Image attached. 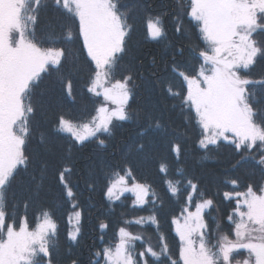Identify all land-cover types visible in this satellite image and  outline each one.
<instances>
[{
  "label": "snow or ice",
  "instance_id": "obj_1",
  "mask_svg": "<svg viewBox=\"0 0 264 264\" xmlns=\"http://www.w3.org/2000/svg\"><path fill=\"white\" fill-rule=\"evenodd\" d=\"M177 7L174 47L147 0H0V264H55L60 225L39 200L50 173L69 208L66 239L79 245L84 210L71 179L75 153L91 144L107 148L118 128L138 119L130 103L144 77L142 53L131 46L138 30L146 45L170 53L159 63L152 56L150 76L181 124L166 126L163 113L150 112L135 148L114 164L88 168L84 183L93 194L100 186L108 212L123 206L133 213L121 216L111 243L104 240L110 222L99 221L104 246L91 264H264V184L225 176L209 197L178 163L192 141L205 158L228 147L239 157L233 168L254 160L264 174V72L256 75L264 65V0H177ZM49 14L56 29L41 27ZM81 83L91 105L83 110ZM56 90L63 103L49 106L47 118L44 99ZM41 116L46 128L36 143ZM150 129L163 133L158 144L144 139ZM54 141H63L67 153H52ZM37 166L41 181L22 200L21 214L7 194L24 185L23 177L35 181ZM216 197L230 212L212 229ZM166 199L173 205L167 212ZM149 230L155 245L145 238Z\"/></svg>",
  "mask_w": 264,
  "mask_h": 264
},
{
  "label": "trees",
  "instance_id": "obj_2",
  "mask_svg": "<svg viewBox=\"0 0 264 264\" xmlns=\"http://www.w3.org/2000/svg\"><path fill=\"white\" fill-rule=\"evenodd\" d=\"M129 5L135 2V0H127ZM150 4V9L153 14L161 15L165 26L168 30L169 40L173 46H178L180 41L177 37L174 27L176 20L174 16L179 11L177 7V0H147ZM186 2V0H185ZM182 16L183 13L181 12ZM45 24H50L52 29H56L57 23L54 18H51V14L46 18L41 27ZM187 28V25H185ZM139 28V26H138ZM190 32L191 29H188ZM264 41V37H260ZM131 46L135 49H139L142 53L141 59L144 60V77L138 80L139 87L135 90L136 95L133 101H131V107L134 116L139 113L138 119L133 122L125 123L122 127L118 128L115 132V136L109 141V146L105 149H99L95 144H91L82 150L75 153L76 158V175L71 179L76 184V191L78 199L84 210L82 236L80 237L79 245H72L66 239L65 229L69 219L68 206L64 205L60 198L59 187L54 178V173H50L43 178V188L39 190V200L55 213V218L60 225V233L56 239V246L53 249V257L55 264H70L71 260L75 259L78 264H91V261L95 259L93 252L99 250L104 246L100 240L101 233L98 230V224L101 219H105L110 222L111 228L107 231L104 236L106 242L111 243L113 233L120 221L122 215L131 216L132 210L130 207H115L114 213L110 214L104 207V199L100 186L97 191L93 194L90 193L84 183L83 177L86 176L88 168L99 169L102 166L114 164L116 158H119L125 153H128L130 149L135 148L136 143L142 138L138 135L145 127H147V120L145 119L146 114L153 113L160 115L163 113L164 123L166 126L171 124L172 127L179 126L181 124L180 117L171 110V106L167 101H162L160 96L157 94L152 84V77L150 76L151 69V58L155 56L158 63L162 59H169L170 53L165 52L163 47H155L151 44L146 45L143 42L142 33L138 30L132 38ZM159 66L163 68V63ZM261 72H264V65H258L256 70L257 77ZM48 83V82H46ZM78 96V108L83 110L84 108H91L88 104L86 97L82 92V83L77 86ZM259 96L260 93L258 92ZM63 103L59 91L52 92L50 96H46L44 99L45 110L47 118H51L52 112L48 111L49 106L55 108L57 105ZM46 128V118L41 116L38 122L36 143L39 142V132L44 131ZM168 132H171V127H168ZM163 133L160 130L153 131L149 130V135L144 139H152L154 143H159L160 136ZM52 153L59 155L60 153H67V146L63 141H54L51 145ZM239 159L236 153L231 151L228 147L221 148L219 151H214L208 155V158L204 157V153L195 147L192 141H188L186 144L185 153L182 161L178 162L179 166L185 168L192 176H194L201 184L204 191L209 197L213 196L218 186L223 187V177L225 176H238L241 179V183L244 182L253 183L257 186L264 184V174L259 170V166L256 165L254 160H248L247 162L241 161L236 168L232 165L236 164ZM34 175L36 180L32 181L28 177H23L25 181L24 185L17 186L7 194L8 204L11 207L15 201L20 204L18 211L22 214L23 203L22 200L27 197L29 191H35L36 183L41 181V175L39 166H37ZM154 176V170H152L149 178ZM159 190V186H157ZM219 210H213L212 215L208 217V222L212 229H215L217 221L224 217L230 212V209L226 207L225 202H221L220 197H216ZM39 204L36 206H30L28 209L29 217L31 218L32 213L36 212L39 208ZM173 205L167 202L165 211H170ZM147 215V213H143ZM162 231L167 235L169 234V224L166 219L161 220ZM135 230V229H133ZM151 237L152 243L155 245L157 242V234L149 230L145 234V238ZM169 243L172 247L173 252L177 251L175 243L172 241L171 236L169 237Z\"/></svg>",
  "mask_w": 264,
  "mask_h": 264
}]
</instances>
